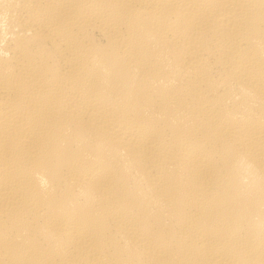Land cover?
I'll return each instance as SVG.
<instances>
[{
	"label": "bare ground",
	"instance_id": "bare-ground-1",
	"mask_svg": "<svg viewBox=\"0 0 264 264\" xmlns=\"http://www.w3.org/2000/svg\"><path fill=\"white\" fill-rule=\"evenodd\" d=\"M0 264H264V0H0Z\"/></svg>",
	"mask_w": 264,
	"mask_h": 264
}]
</instances>
